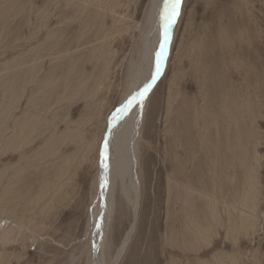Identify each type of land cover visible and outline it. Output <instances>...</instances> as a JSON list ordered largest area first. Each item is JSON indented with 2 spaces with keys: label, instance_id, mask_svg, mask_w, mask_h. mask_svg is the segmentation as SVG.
<instances>
[{
  "label": "rangeland",
  "instance_id": "rangeland-1",
  "mask_svg": "<svg viewBox=\"0 0 264 264\" xmlns=\"http://www.w3.org/2000/svg\"><path fill=\"white\" fill-rule=\"evenodd\" d=\"M148 2L0 0V264H264V0H183L138 211L115 182L95 241L103 144L145 85Z\"/></svg>",
  "mask_w": 264,
  "mask_h": 264
},
{
  "label": "bare ground",
  "instance_id": "bare-ground-1",
  "mask_svg": "<svg viewBox=\"0 0 264 264\" xmlns=\"http://www.w3.org/2000/svg\"><path fill=\"white\" fill-rule=\"evenodd\" d=\"M163 10H164V0H149L146 6V9H145L144 19L142 23L141 24L139 23L138 25L140 27H142V25L146 26L147 27L146 32H148L147 41L145 43L147 45L145 47V55H144V58L141 59V62H140L141 68L139 69V74L137 76L140 79V83L141 82L144 84L148 83L151 80L153 73L155 72L156 53L159 51V49L157 48L160 47V42L162 39ZM175 24L172 26V29H171V39H170V43L168 46L167 55L164 61L163 71L158 77V79L156 80L153 87H155L157 81L160 79V77L165 72L170 48H171L172 41H173V35H174L173 28ZM140 30H142L143 32V29L140 28ZM135 88L136 87L133 85L131 95H129L126 98L128 100L125 101L122 104V106H120V109L113 116V118L115 117L116 119L113 120V124H111L109 133H107V136L105 138V143H107V152H106L107 159L105 161V163L107 164V168H105L104 166H101L103 167V172H102L103 176L101 178L102 191H100L99 193L101 202L98 201V203H96L97 205L98 204L99 205L96 206V210L94 212L95 213L94 219H93L94 223L96 224L94 225L96 226L95 227L96 229H94L95 230L94 237L96 241L97 236L100 235V238H98L99 241L101 242L100 247H102V243H103L102 241L105 238L103 235H104V232L107 230V226L110 224L113 210H114V184L115 182L117 181L121 182V185H122L123 191L125 192L127 200L132 205V208L135 213H137L138 207L140 205L139 200L141 196L140 194H141V182L142 181H140V176H139L140 174H138L137 169H136L138 162H139L138 143L140 142L138 141L141 138L142 128H144L143 125L145 122L147 109L149 108L148 105L150 103V96H151L152 89L149 92L147 98L145 99L142 108L138 104L133 103L131 105L132 107H130L131 109L129 108V110H127V107H125V105L131 99L132 94L134 96L139 90L142 89V88L141 89H135ZM122 108L124 109L123 112H121ZM201 140L203 139L201 138ZM105 143L103 145H105ZM103 152H104V146L102 149V153ZM105 181L107 182L106 185H105ZM129 238H130V233H128L126 239L124 240L119 250V253H118L119 255L117 259L119 258V256H121V254L125 250V247L127 245ZM101 253L102 252L100 251V254L99 253L95 254V264H101L102 262L100 261L102 259ZM117 261L118 260H115L114 264H116Z\"/></svg>",
  "mask_w": 264,
  "mask_h": 264
},
{
  "label": "snow or ice",
  "instance_id": "snow-or-ice-1",
  "mask_svg": "<svg viewBox=\"0 0 264 264\" xmlns=\"http://www.w3.org/2000/svg\"><path fill=\"white\" fill-rule=\"evenodd\" d=\"M183 0H164V10L162 14V39L160 42L159 51L156 53V64L155 72L153 73L151 80L144 85V87L139 90L131 99L127 102L125 107L132 105L133 103L138 104L141 108L143 107L144 101L147 98L149 92L153 88L156 80L160 76L164 68V61L167 55L168 46L171 39V29L172 26L176 23L178 17L180 16L181 7ZM123 108L121 112H123ZM116 119L115 117L113 118ZM107 143L104 145V152L102 153L104 159L101 161L102 165L107 168L105 163L107 156ZM105 181V185H106Z\"/></svg>",
  "mask_w": 264,
  "mask_h": 264
}]
</instances>
